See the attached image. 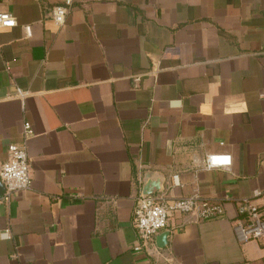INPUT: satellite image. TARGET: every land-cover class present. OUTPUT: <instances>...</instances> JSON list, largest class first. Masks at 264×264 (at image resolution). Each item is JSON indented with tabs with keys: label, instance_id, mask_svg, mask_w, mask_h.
Wrapping results in <instances>:
<instances>
[{
	"label": "crops",
	"instance_id": "1",
	"mask_svg": "<svg viewBox=\"0 0 264 264\" xmlns=\"http://www.w3.org/2000/svg\"><path fill=\"white\" fill-rule=\"evenodd\" d=\"M64 1L0 0L17 20L0 28V167L35 133L33 188L0 200V264H264L233 229L240 199L264 214V0H74L57 27ZM215 153L231 167L205 169ZM150 184L224 208L173 213L168 262L134 250Z\"/></svg>",
	"mask_w": 264,
	"mask_h": 264
},
{
	"label": "built area",
	"instance_id": "2",
	"mask_svg": "<svg viewBox=\"0 0 264 264\" xmlns=\"http://www.w3.org/2000/svg\"><path fill=\"white\" fill-rule=\"evenodd\" d=\"M74 0H65L56 5L51 13L55 26L61 27L66 23ZM17 20L11 13H0V28H13ZM22 94V93H21ZM23 95V94H22ZM24 97V95H23ZM35 136L30 123L23 127V140L19 144H11L7 149V159L0 167V182L4 194L0 200L9 199L14 193L28 191L33 188L32 168L29 162L27 145ZM232 156L224 153L207 155L203 160L205 169L229 168ZM173 184H179V176L173 177ZM173 213L191 215L196 221H204L222 217L224 208L221 204L203 201L199 193L178 200H169L164 192L138 197L133 211V221L137 230L138 241L135 251H144L156 260L170 261V255L159 248L156 236L169 226ZM233 229L237 240L241 243L258 241L264 244V214L252 198L240 199L237 203V218ZM5 239L10 238V230L3 233Z\"/></svg>",
	"mask_w": 264,
	"mask_h": 264
},
{
	"label": "water",
	"instance_id": "3",
	"mask_svg": "<svg viewBox=\"0 0 264 264\" xmlns=\"http://www.w3.org/2000/svg\"><path fill=\"white\" fill-rule=\"evenodd\" d=\"M163 191H164V188L160 189L159 185L152 186L150 184L144 188L142 195L148 196V195H153V194H159V193H162ZM169 234H170L169 232H166L162 236L157 237V244L161 248H165L167 246V240H168Z\"/></svg>",
	"mask_w": 264,
	"mask_h": 264
}]
</instances>
